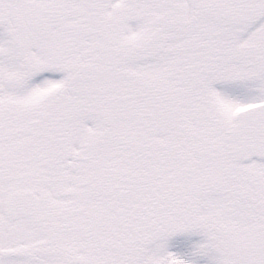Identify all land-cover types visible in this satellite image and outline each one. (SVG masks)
<instances>
[{"label":"snow or ice","instance_id":"6c2138e0","mask_svg":"<svg viewBox=\"0 0 264 264\" xmlns=\"http://www.w3.org/2000/svg\"><path fill=\"white\" fill-rule=\"evenodd\" d=\"M0 264H264V0H0Z\"/></svg>","mask_w":264,"mask_h":264}]
</instances>
